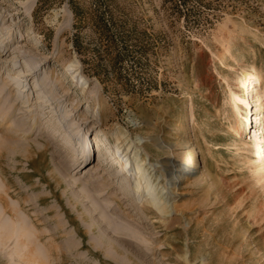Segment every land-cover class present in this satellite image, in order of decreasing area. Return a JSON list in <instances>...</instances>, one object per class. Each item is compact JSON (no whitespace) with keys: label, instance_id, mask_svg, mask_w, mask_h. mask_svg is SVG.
<instances>
[{"label":"rangeland","instance_id":"rangeland-1","mask_svg":"<svg viewBox=\"0 0 264 264\" xmlns=\"http://www.w3.org/2000/svg\"><path fill=\"white\" fill-rule=\"evenodd\" d=\"M251 69L264 0H0V264H264L231 103ZM117 132L171 214L134 198Z\"/></svg>","mask_w":264,"mask_h":264},{"label":"bare ground","instance_id":"bare-ground-1","mask_svg":"<svg viewBox=\"0 0 264 264\" xmlns=\"http://www.w3.org/2000/svg\"><path fill=\"white\" fill-rule=\"evenodd\" d=\"M68 70L72 78L75 79L78 84L82 87L87 86V81L78 74V68L76 67L75 62L68 67ZM236 80L244 86V90L233 91L231 98L234 118L238 123L236 125V131L238 137L242 140L240 147H242V150H245L243 152H246L245 159L249 165L248 170L255 176L257 181L260 182L264 180V144H262V137L258 135L260 130H258L257 125L260 124V122L264 123V105L259 104L260 102H264V95L259 96L255 93L262 87L264 75L254 72L252 69L243 70ZM242 92H244V94H242ZM239 103L243 104L245 108L239 106ZM248 116H250L251 119L254 117L257 124L254 131L251 132V143L246 142V132L249 130ZM252 124L253 123L251 122V127ZM250 131L251 129L248 133H250ZM98 135H100V133ZM114 136L116 145L113 147V150L119 163L118 169L120 170V175L125 176L127 182H130L128 187L133 191L134 198L140 204L150 205L155 208L162 217L171 214L174 210V207L172 206L176 201L177 196L174 194L171 195V192H167L165 188H161L158 184L154 183L156 178L154 174L155 168H153V165L147 163L146 158L143 159L144 153L140 149L137 147H128L123 144L122 134L117 132ZM90 142H92V139L86 141L85 144L88 145ZM137 144H140V141L137 142ZM87 147L88 146H85L84 149L85 157L89 155V149H87ZM252 151H255L254 156L250 158ZM197 156L195 150L189 152V156L187 157L189 168L191 164L195 166L197 163ZM172 170V166L168 168V172H171ZM183 171L186 172L185 170H180V172ZM178 181H180V178ZM169 194L170 196H168ZM171 199H173V202L170 203ZM21 230H23V228Z\"/></svg>","mask_w":264,"mask_h":264}]
</instances>
